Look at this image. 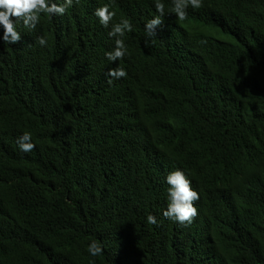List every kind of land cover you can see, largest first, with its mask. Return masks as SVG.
I'll return each mask as SVG.
<instances>
[{"label":"trees","instance_id":"16d2710c","mask_svg":"<svg viewBox=\"0 0 264 264\" xmlns=\"http://www.w3.org/2000/svg\"><path fill=\"white\" fill-rule=\"evenodd\" d=\"M61 29L44 17L46 46L0 40V264H264V0L191 7L183 39H151L140 90L77 82L71 59L115 38ZM176 170L199 194L191 223L163 216Z\"/></svg>","mask_w":264,"mask_h":264},{"label":"clouds","instance_id":"9594fccd","mask_svg":"<svg viewBox=\"0 0 264 264\" xmlns=\"http://www.w3.org/2000/svg\"><path fill=\"white\" fill-rule=\"evenodd\" d=\"M202 6L203 0H0V40L6 46H15L26 34L40 46H46L47 39L37 33L44 17L62 28L65 41L70 29L78 23H99L109 38H115V47L109 51L78 52L70 61L73 66L70 72L80 83H88L91 73L100 75L102 80L99 84L107 88L115 82H122L138 90L130 74L139 67L142 57L152 55L155 42L151 39L169 43L171 39L163 36V32L170 29L175 30L178 39H183L187 35L183 31L184 22H189L191 7L199 9ZM220 9L214 1L211 11ZM138 32L144 38L139 39ZM54 35L59 36L58 33ZM101 37L97 32V39ZM117 60L121 62L115 67L113 62ZM93 65L98 66L95 71H91ZM17 145L22 152L32 151L35 145L31 133L22 132ZM161 184L164 196L169 200L163 216L171 221L191 223L198 215L194 202L199 200L191 181L184 172L176 170L166 171ZM147 222L157 224L153 215L147 217ZM88 252L93 257L101 255L103 246L93 239Z\"/></svg>","mask_w":264,"mask_h":264},{"label":"bare ground","instance_id":"6f19581e","mask_svg":"<svg viewBox=\"0 0 264 264\" xmlns=\"http://www.w3.org/2000/svg\"><path fill=\"white\" fill-rule=\"evenodd\" d=\"M59 23V22H58ZM57 23V24H58ZM56 33H58V31L56 32ZM65 44V42L63 41V40H61L60 42H59V45H64Z\"/></svg>","mask_w":264,"mask_h":264},{"label":"rangeland","instance_id":"374dc122","mask_svg":"<svg viewBox=\"0 0 264 264\" xmlns=\"http://www.w3.org/2000/svg\"><path fill=\"white\" fill-rule=\"evenodd\" d=\"M193 26L195 27V30H198V29H199V28H198V29H196V25H193Z\"/></svg>","mask_w":264,"mask_h":264}]
</instances>
